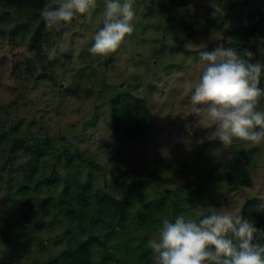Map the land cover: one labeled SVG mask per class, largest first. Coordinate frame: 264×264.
Listing matches in <instances>:
<instances>
[{"label":"rangeland","instance_id":"1","mask_svg":"<svg viewBox=\"0 0 264 264\" xmlns=\"http://www.w3.org/2000/svg\"><path fill=\"white\" fill-rule=\"evenodd\" d=\"M260 2L134 0L135 30L106 57L88 51L103 26L105 0H97L92 20L77 16L59 31L45 26L41 35V16L26 22L32 17L0 9V260L39 264L109 234L94 211L66 204L61 193L70 177L91 181L118 199L130 191L138 198L132 214L153 217V231L146 222L138 234L126 226L113 234L118 238L113 236L117 240L107 253L124 264L135 261V249L158 238L165 217L198 222L215 207L255 222L264 209V142L225 147L190 94L202 72V50L242 48L253 53L251 63H264ZM254 14L261 28L247 42L237 40L233 32L243 35L246 17ZM43 40L56 48L54 59L47 58ZM259 87L264 89V75ZM120 92L142 98L151 117L148 132L128 146L113 133L110 99ZM239 152L255 171L254 186L231 191L226 166ZM69 208L75 210L73 220L66 216Z\"/></svg>","mask_w":264,"mask_h":264},{"label":"clouds","instance_id":"2","mask_svg":"<svg viewBox=\"0 0 264 264\" xmlns=\"http://www.w3.org/2000/svg\"><path fill=\"white\" fill-rule=\"evenodd\" d=\"M133 5L134 0H105L103 26L88 49L92 55L106 57L121 48L126 36L135 30ZM96 7L97 0H49L40 15L48 29L59 31L77 16L92 20ZM41 47L49 60L56 57L55 47L44 43ZM252 57L246 49L241 55L223 45L199 52L202 72L191 90L190 102L215 126L216 139L225 147L234 141L264 142V111L259 110L264 97V89L259 87L264 63H251ZM209 212L198 222L183 215L174 222L163 218L158 238L147 243L157 256V264H264V244L256 242L264 236V229L242 213L215 207Z\"/></svg>","mask_w":264,"mask_h":264},{"label":"trees","instance_id":"3","mask_svg":"<svg viewBox=\"0 0 264 264\" xmlns=\"http://www.w3.org/2000/svg\"><path fill=\"white\" fill-rule=\"evenodd\" d=\"M48 2L49 0H0V9L14 11L20 18H23L24 16L32 17V19H28L26 22H29L30 20L36 21V19L41 16L40 10ZM260 3L264 7V0H261ZM26 17L24 19H26ZM3 20L4 16H0V21ZM245 23L247 24V29L243 35H240L241 37L238 33L233 32L234 37H236L237 40H241L242 38V40H245L243 42H247L246 38L253 36L261 28V17L258 14L248 16L245 19ZM45 26L46 23L43 20L36 35H41ZM39 37L40 36L34 39V43H39ZM42 43H45L44 40L40 42V44ZM237 51L241 53V55L244 52L242 48H239ZM110 111L114 127V136L122 146L132 144L136 138L144 136L150 128V113L142 98L129 93L120 92L110 99ZM47 138L53 139L51 136H47ZM27 147L31 149L34 148L32 145H28ZM61 155L67 156L68 154L61 152L59 153V156ZM254 173V170L248 168L244 153L239 152L228 159L225 184L231 191L239 189L247 190L254 186ZM168 191L169 190H166V192ZM111 193L110 190L108 191L106 188H94L91 181L83 183L79 179L72 177L68 178L61 193V196L66 200V204L80 207L84 210L94 211L96 215L105 220L109 234L104 237L103 241L95 237H90L79 243L77 246L71 247L61 255L39 264H124L117 259L111 260L107 253L110 248L109 245L114 244L115 240H117L115 238H118L117 235L113 234H115L117 228L125 226L130 230L129 234H138L139 231H143V224L146 225V222L148 229L153 231V224H149L153 217L144 220L145 218L143 215L138 213L137 210V216L132 214L131 207L134 202H138V198L129 194L131 193L130 191H128L124 197L119 199L114 197L112 195L113 193ZM176 202L177 201H173V204L175 205ZM45 205L46 201H42V210H45ZM162 207L163 205L161 204L158 211H162ZM74 211V208H69L66 211V216L70 220L75 218ZM256 215V226L264 229V209H262L260 213L256 212ZM113 236L115 238H113ZM256 242L264 244V236H260ZM135 250V261L126 262L125 264H151L152 256H156V254L148 247L137 248ZM0 264L15 263L7 260H0Z\"/></svg>","mask_w":264,"mask_h":264},{"label":"water","instance_id":"4","mask_svg":"<svg viewBox=\"0 0 264 264\" xmlns=\"http://www.w3.org/2000/svg\"><path fill=\"white\" fill-rule=\"evenodd\" d=\"M68 129H69V128H64V130H63V134H67V133H68Z\"/></svg>","mask_w":264,"mask_h":264}]
</instances>
